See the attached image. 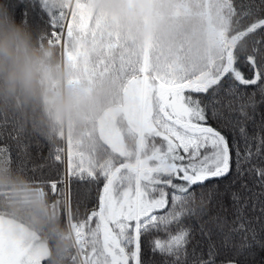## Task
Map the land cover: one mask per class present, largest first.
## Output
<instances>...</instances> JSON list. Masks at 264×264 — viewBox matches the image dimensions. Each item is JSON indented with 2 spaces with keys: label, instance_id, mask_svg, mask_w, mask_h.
<instances>
[{
  "label": "snow or ice",
  "instance_id": "1",
  "mask_svg": "<svg viewBox=\"0 0 264 264\" xmlns=\"http://www.w3.org/2000/svg\"><path fill=\"white\" fill-rule=\"evenodd\" d=\"M10 6L17 18L23 13L27 21L32 12L50 20L42 0ZM233 7L254 17L259 34L243 59L229 57L195 78H158L155 90L141 69L158 167L97 173L69 154L66 173L46 181L68 209L74 181L97 186L82 228L83 264H264V0ZM5 156L14 162L6 143ZM49 157L63 163L58 153ZM0 264L44 259L0 221Z\"/></svg>",
  "mask_w": 264,
  "mask_h": 264
},
{
  "label": "trees",
  "instance_id": "2",
  "mask_svg": "<svg viewBox=\"0 0 264 264\" xmlns=\"http://www.w3.org/2000/svg\"><path fill=\"white\" fill-rule=\"evenodd\" d=\"M27 2L35 3L32 0H26ZM128 2L131 4L133 0ZM229 2L232 16L228 22L227 35L231 41L224 46L225 56L243 59L252 51L253 42L259 34L252 32L254 17L244 18L233 7L237 0ZM74 10L75 15L71 21L72 34L70 42L67 43L73 57L67 59L65 65L69 72L77 76L79 84L87 85L95 94L87 115L89 119L86 118L81 125L73 129L75 133L88 135L92 130L89 129L91 121L100 133L101 115L93 117L100 106V100L118 88L123 103L129 96L127 92L132 86L130 82L142 76L141 70L136 69L129 61L137 63V60L141 59L142 62L145 50L149 51L148 20L142 17L128 27L114 26L109 16L95 7V0H77ZM17 19H24L31 26L40 44L52 50L55 61L60 65V37L63 35L65 24L54 25L51 20L46 22V17L32 12L29 13L27 21L23 13ZM85 19L87 28L81 27ZM167 21H161L157 24V29L154 28L153 36L158 32L155 37L161 43H164L166 38L169 39L168 34L171 33L166 26ZM169 22H172L174 27L181 25L173 19H169ZM154 56L157 57L155 53ZM148 74L158 82L152 68ZM73 130L72 138L75 136ZM63 136V126L42 124L30 115L20 118L11 113H0V144L6 143L11 147L14 159V162H9L6 156L0 158V171L16 181L11 187L0 188V217L15 220L45 243L48 252L43 258L44 264H76L77 250L69 236V223L78 226L85 223L86 208L91 209L94 206L97 195L96 185L74 181L72 208L68 209L64 206L63 197L59 193H53L46 186V181L57 179L66 173L64 162L57 164L49 157L50 152L63 157ZM18 143H23L25 147L18 148ZM41 191L46 193L45 200L39 197ZM199 199L197 192V203ZM258 256L259 254L257 258ZM155 259L160 261L161 258Z\"/></svg>",
  "mask_w": 264,
  "mask_h": 264
},
{
  "label": "rangeland",
  "instance_id": "3",
  "mask_svg": "<svg viewBox=\"0 0 264 264\" xmlns=\"http://www.w3.org/2000/svg\"><path fill=\"white\" fill-rule=\"evenodd\" d=\"M76 2L77 0H42L44 10L52 23L57 26L65 24L63 35L60 37L62 69L67 59L73 57L67 43L70 42L72 34L71 21L75 15ZM153 2L159 5L158 10L152 15H145L144 18L148 20L150 56L153 57L155 53L157 57L151 58L146 49L142 62L141 59L140 61L138 59L137 63L129 62L136 69H147L146 75L154 90L158 87V82L149 76L151 68L157 79L183 80L204 74L228 59L224 46L231 41L227 35L228 22L232 16L229 0H153ZM169 19L176 20L181 25L174 27ZM163 20H168L166 26L174 37L166 38V41L161 43L155 37L158 36V32L155 36L153 33L154 28L158 27L157 24ZM141 73L140 78H134L130 82L132 86L127 92L129 96L123 103L118 88L100 100V106L93 115V117L101 115L100 133L96 131L95 123L92 121L89 126L92 130L88 135L75 133L73 129L78 126L67 128L68 152L85 168L97 173L114 174L129 173L138 167L159 166L156 158L159 142L151 131L148 105L141 98V87L145 78V73L142 71ZM70 75L74 76L79 84L77 76L71 72ZM71 130L75 133L74 138L71 137ZM63 162L65 163L64 158ZM65 167L67 169L66 163ZM45 194V191H41L39 197L45 200ZM0 221L13 226L43 258L46 257L48 250L45 243L33 232L17 224L15 220L0 217ZM83 225L84 223L80 226L69 223V236L77 250L76 264H83Z\"/></svg>",
  "mask_w": 264,
  "mask_h": 264
},
{
  "label": "clouds",
  "instance_id": "4",
  "mask_svg": "<svg viewBox=\"0 0 264 264\" xmlns=\"http://www.w3.org/2000/svg\"><path fill=\"white\" fill-rule=\"evenodd\" d=\"M95 7L106 13L114 26L128 27L154 14L159 5L153 0H133L131 4L128 0H95ZM69 77V70L62 69L52 50L40 44L31 26L17 19L10 0H0V113L34 116L49 126L81 125L95 94L83 83H67ZM15 183L0 171V188Z\"/></svg>",
  "mask_w": 264,
  "mask_h": 264
},
{
  "label": "built area",
  "instance_id": "5",
  "mask_svg": "<svg viewBox=\"0 0 264 264\" xmlns=\"http://www.w3.org/2000/svg\"><path fill=\"white\" fill-rule=\"evenodd\" d=\"M217 40H219V38H217ZM64 47H65V44H64ZM63 68H65L64 64H63ZM67 83H69V84H78L76 78L74 76H71V75H70L69 79L67 80ZM63 130H64V136H63L64 146L62 148V152H63L64 161L67 164V156L69 155V152H68L69 141H68V130H67V127L63 126Z\"/></svg>",
  "mask_w": 264,
  "mask_h": 264
},
{
  "label": "water",
  "instance_id": "6",
  "mask_svg": "<svg viewBox=\"0 0 264 264\" xmlns=\"http://www.w3.org/2000/svg\"><path fill=\"white\" fill-rule=\"evenodd\" d=\"M62 47H63V44H62Z\"/></svg>",
  "mask_w": 264,
  "mask_h": 264
}]
</instances>
